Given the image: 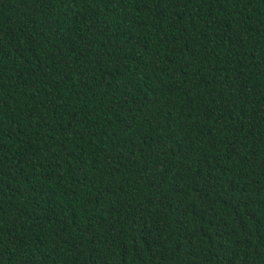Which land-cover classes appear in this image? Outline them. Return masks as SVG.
Returning a JSON list of instances; mask_svg holds the SVG:
<instances>
[{
	"label": "trees",
	"instance_id": "16d2710c",
	"mask_svg": "<svg viewBox=\"0 0 264 264\" xmlns=\"http://www.w3.org/2000/svg\"><path fill=\"white\" fill-rule=\"evenodd\" d=\"M0 264H264V0H0Z\"/></svg>",
	"mask_w": 264,
	"mask_h": 264
}]
</instances>
